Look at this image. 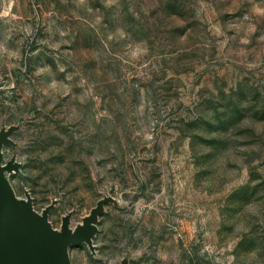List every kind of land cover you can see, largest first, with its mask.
<instances>
[{"label": "rangeland", "instance_id": "rangeland-1", "mask_svg": "<svg viewBox=\"0 0 264 264\" xmlns=\"http://www.w3.org/2000/svg\"><path fill=\"white\" fill-rule=\"evenodd\" d=\"M0 142L70 264H264V0H0Z\"/></svg>", "mask_w": 264, "mask_h": 264}, {"label": "water", "instance_id": "water-1", "mask_svg": "<svg viewBox=\"0 0 264 264\" xmlns=\"http://www.w3.org/2000/svg\"><path fill=\"white\" fill-rule=\"evenodd\" d=\"M2 172L0 165V264H70L68 247L91 242L95 216L73 230L64 221L57 230L47 210L38 213L29 200L16 199Z\"/></svg>", "mask_w": 264, "mask_h": 264}]
</instances>
